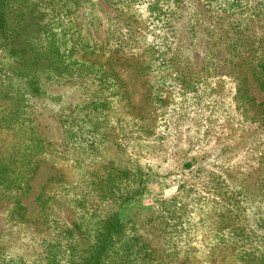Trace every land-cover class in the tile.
Listing matches in <instances>:
<instances>
[{"label":"rangeland","instance_id":"374dc122","mask_svg":"<svg viewBox=\"0 0 264 264\" xmlns=\"http://www.w3.org/2000/svg\"><path fill=\"white\" fill-rule=\"evenodd\" d=\"M61 9L66 18L63 25L56 24L53 31L61 30V34L67 27L68 32L75 31L78 37L91 39L104 55L108 54L107 50L117 51L114 56L131 52L144 66H152L150 70L172 56L180 61L185 79L192 84L183 90L175 83L174 74L161 73L164 78H158L163 87H159L155 84L156 70L136 72L126 67L115 70H118L119 81L133 85L132 90L138 94L149 90L152 82L156 86L155 90L150 88L153 107L159 106L155 98L165 100L164 111L169 117L173 111L182 114L198 108L195 116L190 113L188 118L194 116L198 123L212 128L216 132L210 133L214 136L212 140L223 143L215 146L211 157L204 162L190 169L181 168L184 152L192 154L190 148L200 139L190 128L194 120H185L178 128L182 133L177 134L171 130L169 120L166 128L157 113L143 112L151 106L142 101L140 115L124 114L125 105L117 101L123 95L113 97V82L103 88L94 86L93 91L106 96L98 106L108 111L109 126L120 127L117 137L126 138L124 154L104 143L103 146L108 147L105 154L129 174L123 179L112 178L108 185L93 184L91 176L100 175L98 167H94V172L90 168L88 171L83 163L76 166L72 160L76 156L84 163L99 159L88 153L85 143L68 140L67 148L79 153H64V161L55 156L54 163H49L54 164L51 170L42 167L31 182L33 189L21 204L32 210L36 189L42 188L45 196L51 197L50 203L62 206L61 211L56 210L60 224L69 226L72 218L68 217V208L75 216L80 215V208L73 206L95 202V197L91 198L95 188V195L103 200L99 204L100 211H117L126 222V236L148 240L161 255V264H264V129L243 122L238 103L232 97L234 78L245 73L243 68L237 69L236 62L253 61L256 56H262L256 46L264 45V0H64ZM4 10L25 13L30 7L16 2L5 5ZM60 34L56 38L63 45L67 38ZM76 35L74 41L78 39ZM110 63L105 66L106 72L111 68ZM144 84L147 89L143 88ZM47 87L49 93L58 91L69 99L74 97L67 88L50 83ZM195 94L200 98L198 105ZM256 95L263 99L264 90ZM49 107L37 108L41 113L40 125L42 131L51 132L49 140H56L60 134L56 133L59 130ZM181 121L177 118L174 123ZM144 128L150 132L149 139L168 135V140L172 141L169 151H159L151 158L145 155L144 145H136L130 139V136L140 135ZM8 135L0 129V143L10 141ZM49 144L54 146L53 142ZM44 161L51 162L49 158ZM64 162L74 169H65ZM56 167L60 168L58 176L51 180L48 177L54 175ZM234 175L237 181L233 180ZM76 198L83 202H73ZM1 211L0 207V237L8 228ZM12 236L19 238L21 233L10 235L11 240L6 236L2 238L6 243H0V264H66L76 248L66 237L61 244L66 246L69 242L63 249L70 254L65 256L66 251L60 252L58 239L59 244L46 255L41 253V247L35 246L39 245L37 241L22 237L20 242L26 246L20 247ZM75 236L85 237L76 233ZM30 245L35 247L28 249ZM77 248L74 252L83 248V244L79 242Z\"/></svg>","mask_w":264,"mask_h":264},{"label":"trees","instance_id":"16d2710c","mask_svg":"<svg viewBox=\"0 0 264 264\" xmlns=\"http://www.w3.org/2000/svg\"><path fill=\"white\" fill-rule=\"evenodd\" d=\"M63 1L0 0V129L8 132L11 138L10 141L1 140L0 143V207L1 213L4 214L2 219L8 227L4 236L7 240H11L10 235L16 232L21 233L19 238L12 236L17 241V245L26 246L25 243L20 242L22 237H26L30 242L37 241L39 245L35 246L41 247V253L45 252L46 255L59 244L57 242L59 239L62 249L60 252L66 251L65 256L70 253L63 247L67 248L69 242L66 246L61 243L67 237L72 240L76 248L71 251L73 256L66 260V264H161V255L148 240H143L141 236H126V222L117 211H100L99 204H102L103 200L101 201V198L95 195V188H93L94 195L91 196V198L95 197V202L83 205V203L79 204L83 202L81 198L73 201L79 204L73 208H80V215L75 216L74 211L68 208V217L72 218L69 226L60 224L62 221L56 210L61 211L62 206L60 208L54 204L56 202L50 203L51 197L49 199L45 196L42 188L36 189L32 210L29 211V207L20 202L27 198L33 189L31 182L39 170L42 167L53 169L54 164L49 165V163H54L52 159L55 156L64 161V153L72 152L74 155L79 153L67 148L68 140L85 143L88 153H91L94 159H99L84 163L80 156L79 158L76 156L72 160L76 166L79 162L83 163V166L90 168L92 172L94 167H98L100 175L91 176L93 184L104 182L108 185L112 178L118 176L119 179H123L129 174L126 168L120 170L105 154L108 144L124 154L125 150L122 148L125 149L126 145L123 141L126 138L117 137L116 133H119L120 127L116 129L109 126L108 111H102L103 108L98 106L106 96L93 91L94 86L103 88L106 83L113 82V97L123 95L118 97L117 101L125 105L124 114L140 115L141 113H138L143 111L142 101L151 106V110L148 107L144 108L143 112L157 113L159 119H163V125L166 128L167 120H169L171 130L177 134L182 133V130L178 128L184 125L185 120H194L190 128L200 139L195 142L194 148H190L192 154L188 155L184 152L181 168L190 169L192 165L204 162L211 157L215 146L223 143L212 140L214 136L210 133H216L212 128L204 126L201 122L198 123L194 117V111L198 108L188 109L182 114L173 111L169 117V114L165 115L164 111L167 105L165 100L155 98V104L158 102L159 106L153 107L150 88L155 90L156 86L163 87L158 78H164L161 73L164 76L174 74L175 83H178V87L182 90L192 85L185 79L184 67L181 66L180 61L172 56L168 60L163 59L160 62L161 65H155L152 70L157 71L156 86L151 82L149 90H143V93L141 91V94H138L136 90H132L133 85L127 86L126 83L122 84L119 81L116 74L118 70L115 68L126 67L130 71L142 72L145 69L150 70L152 66H144L143 62L131 52L127 55L114 56L117 51L107 50L109 56L104 55L101 47L90 42L91 39L78 37L75 31L68 32L67 27H64L65 30H62L61 34V30L54 32V26L56 24L62 26L66 18L61 11ZM16 2L28 5L30 10L25 13L5 12V5ZM58 33L63 38H67L63 45L58 43L56 38L59 36ZM75 35L76 38L78 37L77 41H74ZM256 47L260 49L262 56H256L253 61L236 62L237 69L243 68L242 71L245 73L234 78L232 97L236 100V104L238 103L237 108L243 122L264 129V98L259 99L256 95L257 92L264 90V45ZM101 59H104L103 63H99ZM110 61L111 68H107L108 72H106L105 66ZM217 81L220 79L218 78ZM47 83L58 88L69 89L70 93H74H72L74 97L69 99L58 91L49 93ZM117 83H119L118 86H116ZM205 85L208 86L207 83ZM143 86L147 89L146 84ZM198 96V94L194 95L196 105L200 100ZM45 106L49 107L51 118L57 124L59 132L56 133L60 134L59 139L49 140L48 136L51 132L42 131L39 120L41 113L37 108ZM190 113H194V116L188 118ZM177 118H181L180 124L174 123ZM149 135L148 129L144 128L140 130V135L130 136V139L136 145L140 143L144 145V154L150 158L159 151H165V153L169 151L172 141L168 140V135H160L156 140L147 138ZM49 142H53L54 146ZM225 142L228 140L226 139ZM104 143L105 146H103ZM169 153L179 154V152ZM45 158H49L51 162L46 163ZM65 165V169H74L73 165L67 163ZM59 170L60 168L56 167L54 175L48 178L55 179ZM233 180L237 181L235 175ZM75 233L85 237H77ZM27 234L30 236L28 237ZM4 236L0 237L1 245L6 243L2 240ZM79 242L83 244V248L74 252L78 249ZM35 246L30 245L27 248L33 249ZM43 258H45L44 255Z\"/></svg>","mask_w":264,"mask_h":264}]
</instances>
